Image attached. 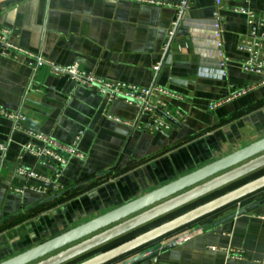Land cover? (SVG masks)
Instances as JSON below:
<instances>
[{
    "label": "crops",
    "instance_id": "obj_1",
    "mask_svg": "<svg viewBox=\"0 0 264 264\" xmlns=\"http://www.w3.org/2000/svg\"><path fill=\"white\" fill-rule=\"evenodd\" d=\"M185 1L180 26L168 38L178 0H0V27L10 31L15 48L0 51V108H20L25 128L57 144L82 132V158H71L58 178L52 165L41 164L40 173L68 192L39 206L47 198L32 190L39 184L15 173L35 163L22 153L28 137L11 133V121L0 117V143H7L0 157V262L264 138V83L241 71L246 52L238 46L249 26L233 11L246 8L264 19V0L228 1L218 40L214 0ZM28 54L57 69L78 64L107 84L156 86L179 95L178 101L159 99L172 114L180 111L183 121L168 119L169 129L162 130L146 118L137 127L110 121L134 124L138 108L49 66L32 76ZM250 84L256 87L246 96L226 101ZM262 199L264 190L182 227L155 243L174 242L166 250L130 264H264V202L212 227ZM229 250L240 254L229 256Z\"/></svg>",
    "mask_w": 264,
    "mask_h": 264
},
{
    "label": "water",
    "instance_id": "obj_2",
    "mask_svg": "<svg viewBox=\"0 0 264 264\" xmlns=\"http://www.w3.org/2000/svg\"><path fill=\"white\" fill-rule=\"evenodd\" d=\"M179 31L185 32L182 28ZM52 69L55 72H62L59 68L52 67ZM263 170L264 138L195 172L184 175L164 187L148 192L95 220L30 247L0 264H71L98 251L99 248L192 207L199 200L212 196ZM263 190L264 174L78 264H124L149 260L174 244V242L165 245L155 244L167 235ZM65 192L46 198L39 206L60 198ZM262 202L264 199L237 209L229 216L217 221L212 227L248 213ZM131 255L128 261L118 262Z\"/></svg>",
    "mask_w": 264,
    "mask_h": 264
},
{
    "label": "built area",
    "instance_id": "obj_3",
    "mask_svg": "<svg viewBox=\"0 0 264 264\" xmlns=\"http://www.w3.org/2000/svg\"><path fill=\"white\" fill-rule=\"evenodd\" d=\"M101 1H123V0H101ZM230 0H214L215 10L212 14V24L214 28V39L218 40L219 38V30H220V13L225 10V4ZM186 6L185 0H178L175 5L177 9V19L172 23V29L169 33V37L171 38L175 35L176 31L179 28L180 20L183 16L184 10ZM235 13L241 14L246 17V23H248L249 30L247 34L241 39L238 48L244 52H246V59L241 64V71L244 74H248L251 77L257 79L258 83L263 85L264 83V19H257L254 12L249 9H241L235 8L233 9ZM10 31L5 30L0 27V51H5L6 48H12L9 43ZM220 44L217 41L216 48H219ZM5 49V50H4ZM29 58L32 61V76L35 72L41 69L44 66H49L52 69V65L45 61L42 57L34 56L28 54ZM220 58L221 55L218 54ZM221 66V65H220ZM53 70V69H52ZM51 70V71H52ZM61 73L69 74L72 79L75 81L85 85L90 90H94L99 94L108 95L110 98H123L126 102L134 103L138 108L139 114L136 122L134 124L121 122L117 118L107 117L108 120H113L118 123H122L125 126L129 127H137L139 126L141 119L146 118L147 124L154 128L158 129H169L170 122L168 119H171L175 123H179L183 121L182 113L179 111L172 114L167 110L166 105L160 101L159 97L161 95L168 96L174 100H180L181 97L179 95H175L170 93L164 89H160L159 87L152 86L149 88L139 89L137 87L126 85L123 83H113L107 84L99 79H95L91 75H85L83 72L79 70L78 64H75L71 67H67L65 69H61ZM52 72H55L54 70ZM256 86L255 84H250L246 87L237 88L232 91L227 98L226 101H230L232 99L240 98L246 96L252 89ZM214 105L209 109L213 110ZM0 117H3L7 120L11 121V133H20L28 137V141L21 148L22 153L30 154L35 163L32 168H22L18 167L15 171L16 175L24 177L25 179H30L38 183L39 185L36 188H32L33 191L42 195L43 197H50L56 194H60L63 191V188L56 185L52 182L48 177L40 173L39 169L41 164L52 165L56 174L55 177H59V172L63 169L68 161L71 158H82V155L79 151L78 144L82 137V132H78L74 139L69 144H57L49 137L45 135H41L39 133L33 132L24 127L25 116L22 114L20 108L16 111H6L0 108ZM7 143H0V157L3 158L7 152ZM20 189H15V192H21ZM239 205V204H238ZM230 255L238 256L240 251L238 250H229ZM130 264V263H124Z\"/></svg>",
    "mask_w": 264,
    "mask_h": 264
},
{
    "label": "trees",
    "instance_id": "obj_4",
    "mask_svg": "<svg viewBox=\"0 0 264 264\" xmlns=\"http://www.w3.org/2000/svg\"><path fill=\"white\" fill-rule=\"evenodd\" d=\"M263 174H264V170H263V171H260V172H257V173H254V174L250 175V177H251V178H253V177L257 178V177H259V176H261V175H263ZM250 177H249V178H250ZM249 178H247V179H245V180H242V181H240V182H237L236 184H233L231 187H228V188H226V189H223V190H221V191H218V192H216L215 194H213L212 196H209V197H206V198H203V199L199 200V202L195 203L194 206H192V207L186 208V209H184V210L178 212L177 214H173V215H170V216H168V217H165V219H163V220H161V221H159V222H156V223H154V224H151V225H149L147 228H144V229H142V230H139L138 232L131 233V234L128 235V236H125V237H123V238H121V239H118V240L114 241V243H112V244H110V245H107V246H104V247H102V248H99L98 251H96V252H94V253H92V254H90V255H87V256L81 258L80 260L75 261V262H73V263H71V264H75V263L81 261L82 259L88 258V257H90V256H92V255L98 254V253H100V252H102V251H105V250H108V249H110V248H112V247H115V245H117V244H119V243H121V242H124V241L129 240V239H131L132 237H134V236H136V235H138V234H140V233H143V232L147 231V230H148L149 228H151V227H154V226H157V225H159V224H161V223H164L166 220H169V219H171V218H173V217H176V216H178V215H181L182 212H185V211H187V210H189V209H191V208H194V207H196V206H199V204H202V203L207 202V201H209V200H211V199H214V198H216V196H219V195H221L222 193H225V192H227V191H229V190H231V189H233V188H235V187H238V186L242 185V183H243V184L246 183V182L249 180ZM67 192H68V191H67ZM67 192H65V193H67ZM47 198H48V197H47ZM53 201H54V200H53ZM239 203H240V201H239ZM234 204H235V203H234Z\"/></svg>",
    "mask_w": 264,
    "mask_h": 264
}]
</instances>
